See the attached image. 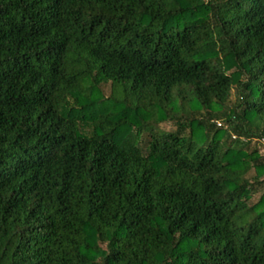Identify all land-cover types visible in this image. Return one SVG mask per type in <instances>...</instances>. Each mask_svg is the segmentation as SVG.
I'll use <instances>...</instances> for the list:
<instances>
[{
    "label": "trees",
    "instance_id": "obj_1",
    "mask_svg": "<svg viewBox=\"0 0 264 264\" xmlns=\"http://www.w3.org/2000/svg\"><path fill=\"white\" fill-rule=\"evenodd\" d=\"M263 143L264 0H0V264H264Z\"/></svg>",
    "mask_w": 264,
    "mask_h": 264
},
{
    "label": "rangeland",
    "instance_id": "obj_2",
    "mask_svg": "<svg viewBox=\"0 0 264 264\" xmlns=\"http://www.w3.org/2000/svg\"><path fill=\"white\" fill-rule=\"evenodd\" d=\"M104 90H105V94H106V95H109V87H108V86H105V87H104ZM163 128L168 129V128H170V127H168V126H163ZM260 152H261L262 154H264V143H263V145H260ZM255 199H256V198H255Z\"/></svg>",
    "mask_w": 264,
    "mask_h": 264
}]
</instances>
